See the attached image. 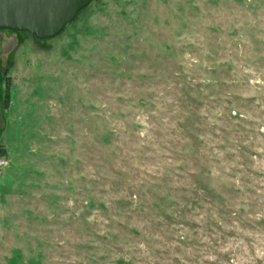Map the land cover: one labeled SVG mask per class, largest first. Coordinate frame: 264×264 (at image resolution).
I'll return each mask as SVG.
<instances>
[{
    "label": "rangeland",
    "instance_id": "obj_1",
    "mask_svg": "<svg viewBox=\"0 0 264 264\" xmlns=\"http://www.w3.org/2000/svg\"><path fill=\"white\" fill-rule=\"evenodd\" d=\"M0 148V264H264V0L0 29Z\"/></svg>",
    "mask_w": 264,
    "mask_h": 264
},
{
    "label": "water",
    "instance_id": "obj_2",
    "mask_svg": "<svg viewBox=\"0 0 264 264\" xmlns=\"http://www.w3.org/2000/svg\"><path fill=\"white\" fill-rule=\"evenodd\" d=\"M91 0H0V29L42 40L58 34Z\"/></svg>",
    "mask_w": 264,
    "mask_h": 264
},
{
    "label": "trees",
    "instance_id": "obj_3",
    "mask_svg": "<svg viewBox=\"0 0 264 264\" xmlns=\"http://www.w3.org/2000/svg\"><path fill=\"white\" fill-rule=\"evenodd\" d=\"M85 7H83L82 9H80L76 13V15L81 10H83ZM187 78L188 77H183L179 82H177L178 89H180V88L181 89H189V88H191V86H194L195 85V82L194 83L192 82L193 79H187ZM196 83H198V82H196ZM140 103L142 105H146L145 103H142V102H140ZM156 109L159 110L158 107ZM108 112H109V115H108V117H105V119H109V118H111L115 114L123 115V113H124L121 110H114V111H108ZM102 114H104V112H102ZM105 119H100V121L98 123V127L100 129V132L102 131V140H101L102 144H101V146H103V147L109 146L108 151H110V153L114 154L115 153V150H116V147H115L116 144L114 143V141L118 137V136H116V134L114 132H116V129L117 128H125V126H129L131 124V122L130 121H127L124 115L121 116L118 120L117 119H113V120L116 121L114 123L111 122V120H105ZM0 151L2 152L3 150L0 148ZM144 173H146V170H144V172H142V174H144ZM113 174L119 176V174L116 173V172H114ZM99 177L102 180H105L107 178L106 174H104V173H101V175Z\"/></svg>",
    "mask_w": 264,
    "mask_h": 264
},
{
    "label": "built area",
    "instance_id": "obj_4",
    "mask_svg": "<svg viewBox=\"0 0 264 264\" xmlns=\"http://www.w3.org/2000/svg\"><path fill=\"white\" fill-rule=\"evenodd\" d=\"M7 164L6 156L3 152L0 151V168L4 167Z\"/></svg>",
    "mask_w": 264,
    "mask_h": 264
}]
</instances>
